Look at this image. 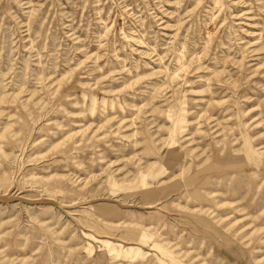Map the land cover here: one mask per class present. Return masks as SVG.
<instances>
[{"label":"rangeland","instance_id":"1","mask_svg":"<svg viewBox=\"0 0 264 264\" xmlns=\"http://www.w3.org/2000/svg\"><path fill=\"white\" fill-rule=\"evenodd\" d=\"M0 264H264V0H0Z\"/></svg>","mask_w":264,"mask_h":264}]
</instances>
